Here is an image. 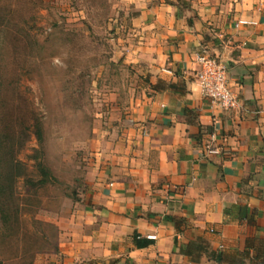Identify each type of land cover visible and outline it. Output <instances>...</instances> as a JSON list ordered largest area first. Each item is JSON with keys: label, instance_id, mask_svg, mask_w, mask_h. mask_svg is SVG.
I'll use <instances>...</instances> for the list:
<instances>
[{"label": "crops", "instance_id": "0c3cea01", "mask_svg": "<svg viewBox=\"0 0 264 264\" xmlns=\"http://www.w3.org/2000/svg\"><path fill=\"white\" fill-rule=\"evenodd\" d=\"M129 2L147 84L110 106L52 263L264 264V0ZM203 50L226 63L235 110L202 97ZM210 133L224 151L204 157Z\"/></svg>", "mask_w": 264, "mask_h": 264}, {"label": "rangeland", "instance_id": "374dc122", "mask_svg": "<svg viewBox=\"0 0 264 264\" xmlns=\"http://www.w3.org/2000/svg\"><path fill=\"white\" fill-rule=\"evenodd\" d=\"M132 9L129 0H0V157L20 163L1 264H53L110 106L143 96L146 70L128 60ZM8 169L0 163V183L10 184Z\"/></svg>", "mask_w": 264, "mask_h": 264}, {"label": "built area", "instance_id": "2783aa9c", "mask_svg": "<svg viewBox=\"0 0 264 264\" xmlns=\"http://www.w3.org/2000/svg\"><path fill=\"white\" fill-rule=\"evenodd\" d=\"M243 23V21H239ZM198 68L195 73V81L200 88L202 97L208 103L217 105L224 110H235L238 107L237 96L229 86L227 65L215 55H210L206 50L196 55ZM215 134L210 133L203 144V156L221 154L224 149L215 143Z\"/></svg>", "mask_w": 264, "mask_h": 264}, {"label": "trees", "instance_id": "16d2710c", "mask_svg": "<svg viewBox=\"0 0 264 264\" xmlns=\"http://www.w3.org/2000/svg\"><path fill=\"white\" fill-rule=\"evenodd\" d=\"M37 127H39V126H37ZM37 130L39 132V129H37ZM0 137H1V135H0ZM1 143H2V141L0 139V144ZM0 163L4 167L8 166L9 167L8 170L11 171L10 176H9L10 179L8 180V182L10 184H8V183H0V205H3V209H0V228H1V226H3V224L5 222L6 223L8 222L9 217H10L9 212H7L6 208H4V204H6L7 199L13 197L12 194H13V186H14V182H15L14 181L15 180V175H16V172L19 171V164L20 163L17 162V161L15 162V160H14V158L12 156H10L9 158H5V159L3 157H0ZM38 168L40 170V173H41L43 179L48 180L49 173L46 170V168L41 163L38 164ZM15 169H17V171L15 173H13V171ZM44 182L45 181H43V183ZM16 216H17V213H16ZM167 218L168 219H172L170 217H167ZM148 243H149L148 240L147 241L146 240L145 241H141V242L138 241V246H143V245H146ZM56 250H57V248H56Z\"/></svg>", "mask_w": 264, "mask_h": 264}]
</instances>
